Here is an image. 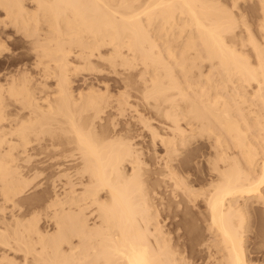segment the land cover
<instances>
[{"label": "bare ground", "instance_id": "obj_1", "mask_svg": "<svg viewBox=\"0 0 264 264\" xmlns=\"http://www.w3.org/2000/svg\"><path fill=\"white\" fill-rule=\"evenodd\" d=\"M25 1L0 0L4 15L0 20V58L9 55L8 43L19 44L15 39L13 42V38L7 41L13 37L11 33L18 35V42L22 39L20 43L26 46V52L24 46H20L23 48L20 56L10 54L7 57L0 72L1 196L14 204V197L24 192L28 181H21L20 171L13 166L20 160L32 158V155H25L31 143L44 142L46 146L77 153V156L63 155V158L77 160L71 175L77 181H71L67 171L60 170V176L66 179L62 192L53 194L52 190L53 195H48L40 209L43 219H39L46 225L42 226H53V232L42 228L43 233L35 219L29 216L31 220L28 224L25 222L26 228V224H22L23 229H17L18 234L16 229L13 231V225V233H8L1 224L4 231L0 229V245L16 249V253L19 250L33 255L31 263L25 258L21 264H196L190 256L193 248L181 243L180 239H187L195 229L186 217V209L200 204L203 210L197 212L195 221L200 218L204 223L207 237L203 234V241L195 247L197 256L193 258L204 254L200 257L201 264H255L251 254L261 252L264 255V232L256 231L253 219L250 220L257 208L264 209V116L256 113L248 118L245 114L250 103L248 97H256L252 100L253 106L257 98L264 104V0H254L256 6L248 1L255 8L250 13L259 11L255 29L262 38L260 44L255 41L258 38L253 37L255 33L252 34V27L247 24L249 20L246 23L243 14L250 5L243 8L242 15L241 9H237L239 5L236 7L240 16L237 19L239 16L234 15V10L232 14L215 0H27L33 5L31 9L26 7ZM242 3L245 5L246 1ZM185 26L195 34L190 31L185 34ZM234 29L239 30L238 33ZM176 33H184L186 37L183 48H179L181 52L177 51L179 56L170 42L167 43ZM226 35H230V41ZM158 40L165 45L164 50L159 48ZM202 53L208 62H217L218 74L223 75L222 78L225 76L224 83L233 85V92L221 86L222 90L230 89L233 93L232 101L237 100V110L231 107L223 91L220 92L218 83V89L214 86L218 95L215 90L212 95L213 89L208 92V84L212 86L215 77L207 84V78L204 80L207 91L204 86L201 90L203 80L201 86L196 84L202 93L195 95V100L184 93L183 82L188 83L180 84V79L194 76L191 72L195 68L192 67H200L194 60L202 58ZM205 59L201 62H206ZM25 61L31 63L28 65ZM175 67L183 74L180 79L176 77L179 71H175ZM80 71L96 72L99 77L91 76L92 81L93 77L102 80L103 88L85 82L88 90L74 95L72 78ZM105 74L119 76L118 82L117 79L114 82L117 86L124 85L120 84L123 92L121 89L117 95H112ZM109 79L111 81L110 76ZM178 96L189 102L184 109L181 106L180 111L177 110ZM130 97L139 102L143 99L145 106L151 107L150 111L152 107L160 110L163 107L161 114L167 119V124L163 122L166 128L163 130L167 133L154 128L161 133H154L153 137L158 138L162 148L156 139L155 144L164 154L163 157L160 154L162 162L155 165L156 162L157 167L153 165L156 169L150 172L153 176L151 186H148L150 181L146 183L150 180L145 178L148 176L144 177L149 172L139 158L140 150L137 154L134 144L119 135L122 131L116 134L118 132L110 129L109 132L117 135L114 136L107 129L114 125L109 122L114 111H119V116L122 112L123 116L131 107ZM135 100L131 102L135 104ZM244 104L247 105L245 114L241 111ZM108 110L113 111H109L111 117H106ZM181 112H186L198 125L193 124L190 134L179 124ZM135 113L137 117L140 114ZM102 116L111 119L106 120L107 126L102 123L106 129L96 135V127L104 120ZM197 146L207 151L193 157L199 159L196 165L202 168L203 176L199 177L202 180L189 178L184 172L189 162L186 155ZM76 186L80 190H76ZM54 188L56 186L52 185ZM34 216L39 217L38 214ZM250 230L256 231L253 232L255 240L260 241V245L252 249L247 246V236L244 237ZM33 234L39 241V253V247L33 246L34 241L26 238ZM34 237L30 238L34 240ZM6 254L0 255V264H17Z\"/></svg>", "mask_w": 264, "mask_h": 264}, {"label": "rangeland", "instance_id": "obj_2", "mask_svg": "<svg viewBox=\"0 0 264 264\" xmlns=\"http://www.w3.org/2000/svg\"><path fill=\"white\" fill-rule=\"evenodd\" d=\"M23 2L25 1V0H22ZM216 2V4L217 5H219V6H221V7H224V8H228V11L229 12H233V10H234V15L235 16H239L236 12H237V10H236V7H237V9L238 10H240V13H241V15H242V13H243V8L245 7V8H248L247 6L248 5H250L251 6V1L253 2V5H254V3L256 2L257 3V1H255L254 2V0H251L250 1V3H248V1L249 0H215ZM245 1H246V3H245ZM27 2V3H26ZM136 2H138V1H136ZM135 2V5L136 6H138L139 4H140V2H142V1H140V2H138L139 4L137 5V3ZM223 4H222V3ZM242 2H244L245 3V5H243V3ZM25 3H26V7L28 8V9H31V6H33L32 4H30L27 0L25 1ZM24 3V4H25ZM234 3H238L236 6H235V4ZM248 3V4H247ZM256 3H255V5L254 6H256ZM143 4V3H142ZM28 5V6H27ZM31 5V6H30ZM142 6V5H141ZM144 6V5H143ZM235 6V7H234ZM30 7V8H29ZM139 7V6H138ZM232 7V8H231ZM241 7V8H240ZM142 9L144 8V7H141ZM230 8V9H229ZM252 8V9H251ZM257 8H258V4H257ZM255 9V8H254ZM253 7L251 6V7H249V10H247V9H244V13L243 14H245L244 16H245V21H246V23L248 22V20H249V22L247 23L248 25H250L251 27H252V34L253 33H255V34H253V37L255 38V37H257L259 40H261L262 38H259V37H261L257 32H256V29H255V25H256V19H257V16H258V14H259V11H256V12H258L257 14H255L256 12L254 11L253 13H250V12H252L253 10ZM249 11V14H248V12H247V15H246V11ZM257 10H259V9H257ZM2 11L0 10V20L1 19H4L3 17H4V15H3V12L1 13ZM232 13V14H233ZM237 14V15H236ZM3 15V16H2ZM254 15H256V16H254ZM234 16V17H235ZM143 17V20L146 18L145 17V15H143L142 16ZM145 17V18H144ZM237 19L239 18L240 19V16L239 17H236ZM236 18H234V19H236ZM236 19V20H237ZM258 19H260V17H258ZM239 20H237V22H238ZM260 20H258L257 22H259ZM156 22H158V21H156ZM251 22V23H250ZM254 22V23H253ZM156 26V25H155ZM158 26V25H157ZM184 30L185 29H187V30H185L186 31V33L185 34H187V32L188 31H190L191 33H194V30H191V29H189V27H184L183 28ZM189 29V30H188ZM237 29V28H236ZM255 30V31H254ZM193 31V32H192ZM234 31H236V33H238L237 31H239V30H235L234 29ZM11 32V31H10ZM13 32V31H12ZM190 32H188V33H190ZM235 33V32H234ZM233 33V34H234ZM257 33V34H256ZM195 34V33H194ZM232 34V35H233ZM10 35V34H9ZM11 35H13V37H11V38H9V39H7V41L9 42V40H11L12 38V41L14 42V39L15 40H17L16 42L17 43H19L18 45H13L12 43H8V42H6V44H7V46H8V48H9V55L10 54H15V55H18V56H20L21 54H23V48L25 49L26 48V46H24V44H22L23 42H22V39H20L19 40V42H18V35H15L14 36V34L13 33H11ZM183 35H184V33L183 34H179V33H176L175 34V36L174 37H172V38H170V39H168V41H167V43H169L170 42V44L175 48V50H176V52L177 51H179V52H181V48H183V46H184V40H185V35H184V37H183ZM254 35H256V36H254ZM226 36H228V35H226ZM16 37V38H15ZM20 38V37H19ZM229 38H230V35L227 37V40H229ZM257 38H255V39H257ZM180 39V40H179ZM183 40V42H182V40ZM257 39V40H258ZM257 40H255L256 42H259V44L260 43H262V40L261 41H257ZM12 41H10V42H12ZM159 41V42H158ZM157 41V43H158V45H159V48L161 49V50H164V44L162 43V42H160V40H158ZM230 41V40H229ZM228 41V43H230ZM20 42H22V43H20ZM177 42H178V44H177ZM162 43V44H161ZM181 43V44H180ZM180 44V45H179ZM22 45V47H20ZM175 45H179V46H175ZM233 45V44H232ZM235 45V44H234ZM15 46V47H14ZM19 46V47H18ZM181 46V47H180ZM22 48V49H21ZM180 48V49H179ZM198 48H200V46L198 47ZM25 52H26V49L24 50ZM244 51H246V50H244ZM179 52H177L178 53V56L180 55V53ZM203 54V53H202ZM8 54H5V55H3V57H1L0 58V72H2V66L4 65V61L6 60V58L9 56ZM203 58V59H202ZM202 58H200V59H196V60H194V61H196V63L195 64H198V66H200V67H196L197 65H193L194 67H192L194 70H192L193 72H191V73H193L194 74V76L193 77H191V76H188L187 77V79L183 76V74L179 71V69L177 68V67H175V71L177 70V71H179V72H177L176 73V77H178V79H180L182 76L185 78V79H183V77L180 79V84L183 82V81H187V85H185L186 84V82H183V86H184V93L188 96V98L189 99H191V100H195V95L196 96H198L199 94H201L202 93V89H203V86H204V89L206 90H208V87H209V90H208V92L209 93H211V91H212V89H213V91H212V95L214 96L215 94H217L218 95V91H217V89H218V86H217V84L216 83H218V85H222L223 87L225 86L226 88H231L232 89V92H233V85L231 84V83H228L227 81H226V83H224L225 81H224V78H225V76H224V78H222L223 77V75H219L218 74V71H219V69L217 68L218 67V64L216 65V61L214 60V62H215V64L213 63V61H207V58L205 59L204 58V54L202 55ZM253 58V57H252ZM251 58V59H252ZM206 60V62L205 61H203V62H201L202 60ZM168 60V62H170V60L168 59V58H166V61ZM29 61V60H28ZM28 61H25V63H27ZM30 61H32V60H30ZM31 63V62H30ZM29 63V64H30ZM28 64V63H27ZM28 64V65H29ZM211 64H214V65H216V69H217V71H216V69H215V71L213 72V66L211 65ZM27 67V66H26ZM212 67V68H211ZM200 68V69H199ZM12 69H15L14 67H12ZM209 69V70H208ZM211 69V70H210ZM199 70V71H198ZM198 71V72H197ZM208 71H210L209 73H208ZM212 71V72H211ZM217 72V73H216ZM82 73V74H81ZM89 73H90V75H89ZM179 73H181V74H179ZM200 73H202V74H200ZM210 73H212L213 75H209ZM79 74H81V75H79ZM79 74L78 75H76L77 77H73L72 79H73V81H75V82H73V86H72V88H73V90H74V95H75V93L77 92H83V93H85L88 89H86V88H88L89 86H88V84L90 85L91 83L90 82H92V83H95L96 84V86L98 85V86H100L99 87V89H101V88H103V87H101L102 86V84H100L101 83V81L99 80H97V79H95V78H98L99 77V75H98V77H97V74H96V72H87V71H80L79 72ZM85 74H87V75H85ZM92 74H94V75H92ZM99 74V73H98ZM178 74H179V76H178ZM200 74V75H199ZM210 76V79H209V77L207 76ZM216 74V75H215ZM95 75H96V77H95ZM109 76H110V78H111V81H109L110 79H109V76H107V74H105V76H107L106 78V82H107V84L108 85H110L109 86V88H110V90L109 91H111L113 94L112 95H117L118 94V92H121V89H122V92H123V90H124V87H122L121 88V86H124V85H122L121 83H119V85L117 86V84L114 82V81H116V79H117V82H118V80H119V76H117V75H110V74H108ZM181 75V76H180ZM198 75V76H197ZM201 75L203 76L204 75V77H202V79H201ZM205 75H206V77H205ZM79 76V77H78ZM91 76H94L93 77V81H92V77ZM101 76V75H100ZM114 76V78H112ZM116 76V77H115ZM199 76H200V78H199ZM221 76V77H220ZM86 77V78H85ZM191 77V78H190ZM212 77H215L214 78V80L213 79H211ZM197 78V79H196ZM207 78V79H206ZM217 78V79H216ZM220 78H222L223 79V81H221V83L219 82L220 81ZM75 79V80H74ZM90 79H91V81H90ZM109 79V80H108ZM191 79V80H190ZM208 81H206V80ZM84 80V81H83ZM109 81V83H108V81ZM193 81L192 83L194 84L196 81H198V82H196L195 83V85L196 84H198V85H200V83H202L201 82V80H203V83L201 84L202 85V88L199 86V88H201V92L199 91V88H198V85H196V87L197 88H195V89H193L194 87H195V85H193V88H192V83H191V85H190V81ZM199 80H200V82H199ZM204 80H205V83L207 84V83H209V81H211V80H213L211 83H212V86H210L209 84H208V87L206 88V86H205V83H204ZM216 80V81H215ZM189 81V82H188ZM195 81V82H194ZM218 81V82H217ZM88 83V84H86V83ZM97 82H99V84L97 83ZM214 82V83H213ZM76 83V84H75ZM113 83L114 84H116V86L115 85H113ZM111 84H112V86H111ZM120 84H121V86H120ZM230 84H231V86H230ZM86 85V86H85ZM93 85V84H92ZM191 86V88L195 91V90H197V91H195V93H194V91L192 92V94H191V92H190V90H192V89H189L190 88V86ZM88 86V87H87ZM97 86V87H98ZM183 86H181L182 88H183ZM185 86H189L188 88L187 87H185ZM214 86H216V88L217 89H215V87ZM222 86H221V93H222V91H223V95L226 97V99L228 100V102H229V104L231 105V107L233 106V109L234 110H237L236 108H238V107H236L238 104H236L237 103V100L236 99H234V100H236L235 102L234 101H232V97H233V93L232 92H230V89H227V91H226V88L225 89H223L222 90ZM253 86V85H252ZM86 87V88H85ZM212 87V88H211ZM254 87V86H253ZM71 88V89H72ZM120 88V89H119ZM187 88V89H186ZM86 89V91H84ZM118 89H119V91H118ZM130 88H128V90H127V88H126V90L128 91V92H130L131 91V89L129 90ZM73 90H72V92H73ZM206 90V91H207ZM214 90H215V92H214ZM102 91H103V89H102ZM189 91V92H188ZM229 91V92H228ZM132 92V91H131ZM188 92V93H187ZM200 92V93H199ZM215 94H214V93ZM217 92V93H216ZM225 92V93H224ZM227 92L228 93H232L231 95L230 94H227ZM248 92L249 93H251L252 92V90L250 89V88H248ZM115 93V94H114ZM194 93V94H193ZM198 93V94H197ZM133 94V92L131 93V95ZM193 95V96H192ZM230 95V96H229ZM139 97L141 96V94L140 95H138ZM248 96H250L249 94H247V97ZM179 97V96H178ZM177 97V98H178ZM229 97H231V98H229ZM141 98V97H140ZM252 98V99H251ZM254 98H256L254 95L253 96H250V99H249V97H248V105H249V107H247L246 108V104H244V105H242L243 107H241L243 110H241L244 114H245V116H247L248 118H249V116H253V115H255L256 113H263V116H264V111H262L261 110V108L264 110V104L260 101V100H258V98L256 99V101H257V104L260 106V109L258 108L259 106L256 104V101H255V106H253L254 105V102H252V100L254 101ZM175 99H176V97H175ZM174 99V100H175ZM179 99L181 100L180 102L181 103H179ZM135 99L134 98H132V97H130L129 99H128V104H129V102L130 103H132V104H130V106L131 107H129V108H127L126 109V111L125 112H123V116L121 115L122 114V112H121V114H120V116H119V111H111V110H108L106 113L108 114L106 117H108V116H110L111 117V115H110V113H109V111L110 112H113V114H114V116H113V114H112V119H114V121H112V119L111 118H106V117H104L103 118V116H105L106 114H104L103 116H102V119H104V120H101L102 122H100V124H98V126L96 127V135H97V133L99 134V133H103V130L104 129H106V126L107 125H109V122H110V124H112L111 122H114L113 124L114 125H116L117 127H115V128H113L114 127V125H113V127H111V125H110V127L108 126L107 127V129H108V132H109V130L111 129V130H115V132H118V133H116V134H119L121 131V133L119 134V135H122L123 137L122 138H124V139H127L131 144H134V145H132L133 146V148L135 147V149L137 150V154H139V151L138 150H140V156H139V158H141V161H142V163L144 162V163H146V164H144L143 163V165H145V166H143V167H145V169H148V172L149 173H147L146 175H144V177L145 176H148V177H145V178H147V179H150V180H147V184H148V182H149V184L150 185H148V186H151L152 185V181H153V176L151 175V171H153L154 169H156L155 167H157V166H155V165H158V163H161L162 161L160 160L161 159V157H163L162 155L164 154V152H163V150L161 149L162 147L160 146V143H159V141H158V138H154L153 137V134L154 133H159V132H157V130H155V129H158V131H160V132H163L164 134L165 133H167V131L165 132L164 130H166V128H165V126H163V124L165 125V123L167 124V119H165V117L163 118V116H162V110H163V107L161 108V110L160 109H154L153 107H152V109L154 110H151L150 111V109L149 108H151V107H148V106H145V103H143L144 101H143V99H141L140 100V102L139 101H137V100H135V101H137V102H139V104H137V102L135 103V104H137V106L135 105V104H133V102H131V101H134ZM177 100V99H176ZM230 100H231V102H230ZM142 101V102H141ZM178 102V105H179V107H178V111H180L181 109H180V107L182 106L183 107V109H184V107H186L187 106V104H189V102H188V100L186 99V100H182L181 99V97H179L178 98V100H177ZM151 102V101H150ZM184 102V103H183ZM261 104H259V103ZM142 103V104H141ZM247 103V102H246ZM253 103V104H252ZM181 104V105H180ZM234 104V105H233ZM235 104H236V106H235ZM135 105V106H134ZM139 105V106H138ZM140 105H142V106H140ZM184 105V106H183ZM145 106V107H144ZM234 106H235V108H234ZM253 108H252V107ZM257 106V107H256ZM134 107H135V109H134ZM148 107V108H147ZM147 108V109H146ZM245 108H246V110H245ZM255 108V109H254ZM131 109V110H130ZM132 109H134V110H132ZM180 109V110H179ZM249 110H250V112H249ZM253 110H255V111H253ZM258 110V111H257ZM130 111H133V112H131L130 113ZM139 111V112H138ZM257 111V112H256ZM116 112V113H115ZM134 112H136L135 114H137L138 115V117L136 116V115H134ZM252 112V113H251ZM182 113V116H184V117H182V116H178V119L181 121H179V124H180V126L182 125V128H185V129H187L188 131H186L185 129H183L184 131H185V133L187 134V133H189L190 131H191V129L193 128V126L194 125H196L195 127H197L198 125H197V123L195 122V121H193V120H191V117L189 116V115H186V112H181ZM117 115V116H116ZM143 115V116H142ZM179 115H180V113H179ZM130 116V117H129ZM133 116H135L136 118H133ZM143 118H142V117ZM114 117V118H113ZM118 117V118H117ZM190 117V118H189ZM106 118V119H105ZM133 118V119H132ZM147 119V121L145 120V119ZM182 120H181V119ZM183 118H185V119H183ZM142 119H144V120H142ZM188 119V120H187ZM106 120H108L109 122H107ZM124 120V121H123ZM131 120V121H130ZM166 120V121H165ZM184 120V121H183ZM103 121H105V122H103ZM127 121V122H126ZM129 121V122H128ZM135 121V122H134ZM162 121V122H161ZM123 122V123H122ZM144 124H143V123ZM148 124H147V123ZM161 122V123H160ZM163 122H165V123H163ZM183 122H185L186 123V125H185V123H183ZM195 122V123H194ZM102 123H104V124H106V126L105 125H103ZM135 123H137V124H135ZM130 126H129V125ZM149 124H150V126H149ZM160 126H159V125ZM194 124V125H193ZM146 125H148V126H146ZM163 126V128H162V126ZM104 126V128H102V127ZM129 126V127H128ZM147 128H146V127ZM184 126V127H183ZM187 127V128H186ZM189 127V128H188ZM98 128V129H97ZM155 128V129H154ZM165 128V129H164ZM253 128H254V126H253ZM100 129V130H99ZM118 129V130H117ZM123 129V130H122ZM150 129H151V131H150ZM153 129V130H152ZM164 129V130H163ZM117 130V131H116ZM126 130V131H125ZM253 130H257L256 129V127L253 129ZM99 131V132H98ZM107 131V130H106ZM106 131H104V133L106 132ZM150 131V132H149ZM254 131V132H255ZM106 132L108 135H109V133L110 134H112V135H114L115 133L114 132ZM129 132V133H128ZM152 132V133H151ZM123 133V134H122ZM127 134V135H126ZM139 134V135H138ZM164 134H162V135H164ZM190 134V133H189ZM126 137H125V136ZM128 135H129V137H128ZM159 135H161V133H159ZM114 136H117V135H114ZM152 138H151V137ZM128 137V138H127ZM132 138V140H130L131 138ZM130 138V139H129ZM151 138V139H150ZM158 141H156V140ZM134 140V141H133ZM151 140H154V141H151ZM135 142V143H134ZM159 143V147H161V148H159L158 147V144H155V143ZM199 142H200V140H199ZM154 143V144H153ZM156 145V146H155ZM137 147V148H136ZM201 147V148H200ZM142 148V149H141ZM198 148V149H197ZM197 148H195V149H193L192 150V153H191V151H189L188 152V156L186 155V160L187 161H189L188 162V164H187V169L185 168V171L184 172H186V175H188L189 176V178H191L192 177V179H198L199 177L201 178L202 176H203V174H202V168H201V170H200V167H198L197 165H196V163H197V161L199 160V159H193V157L194 156H196V155H198V154H203V152H205V151H203V149L204 148H202V146H197ZM135 150V151H136ZM143 150H144V152H143ZM159 150V151H158ZM162 150V151H161ZM202 150V151H201ZM142 151V152H141ZM197 152H199V153H197ZM71 153L72 152H70V151H63V149H61V148H58V147H54V146H46L45 144H44V142H42L41 144H37V143H31L29 146H28V150H27V153L25 154V155H32V158L29 160V161H24V160H20V161H18V162H16L14 165H15V167L13 166V168L15 169L16 167L18 168H16L15 170H19L20 171V173L17 171V174H18V176L20 175H22V177H25V178H27V179H23L22 180V177H20L21 178V181H23L24 183L25 182H27L26 183V185H24V192L22 193V195L21 196H15L14 197V204H11V203H9V202H6L5 200H3V196H1V194H2V192L0 191V225H1V227L3 226V229L6 231V232H8V230H9V232L8 233H10L11 231H12V229H13V231L16 229V234H18L19 232H18V230L19 231H21L22 229H23V227L22 226H24L29 220H31V219H35V221L37 222L36 224H37V226L39 227V229H40V231H42V228H46V229H44V230H48L49 232L51 231V232H53L52 230H53V226L52 227H43L44 225H45V223H44V221L43 220H40V219H43L42 218V216H40V215H42V213H40V211H42V210H40V209H42V207H43V204H44V201H45V199L47 198V197H49L48 195H50L51 194V192H52V190H53V194H58V191H59V193H61L62 192V183H65L66 182V179L65 178H63L62 176H60V170H66L67 171V173H68V175L70 176V178L69 179H71V181L73 180V179H75L74 180V182H76L77 180H76V178L75 177H71V175H73V172H74V170H75V163H77V160L76 159H74V158H72V157H67V158H63V155H65V154H67V155H71ZM144 153V154H143ZM162 153V154H161ZM195 153V154H194ZM205 153H207V151L205 152ZM72 154H74V155H76L77 153H72ZM143 154V155H142ZM146 154V155H145ZM160 154H161V157H160ZM33 155H35V157L33 156ZM158 155H159V158H158ZM77 156V155H76ZM184 157L185 156H182V160H184ZM187 157H190V158H187ZM72 158V159H71ZM159 161H158V160ZM73 160V162H71ZM74 160H75V162H74ZM156 160V161H155ZM186 160H184V161H186ZM192 161H193V163H192ZM157 162V163H156ZM156 163V164H155ZM64 165V166H59V165ZM155 164V165H154ZM68 165V166H67ZM71 165V166H70ZM153 165L155 166V167H153ZM191 167H189V166ZM193 165H195V166H193ZM73 166V167H72ZM152 167V169H151V167ZM196 166L198 167V170H197V168H196ZM67 168V169H64V168ZM72 169H71V168ZM149 167H150V169H149ZM188 167H189V170H188ZM193 167V168H192ZM74 168V169H73ZM192 169V170H191ZM196 169V170H195ZM188 170V171H187ZM194 170V171H193ZM70 171V172H69ZM72 171V172H71ZM191 173V174H190ZM202 174V175H201ZM191 175V176H190ZM60 176V177H59ZM151 177V178H150ZM62 178V179H61ZM199 178V179H200ZM198 179V180H199ZM25 180V181H24ZM58 182H57V181ZM65 180V182H63ZM200 180H202V179H200ZM52 181V182H51ZM54 181H55V184H54ZM61 181V182H60ZM49 182V183H48ZM50 184H51V186H50ZM52 185H53V187H55L56 186V189L54 188V189H52ZM59 185V186H58ZM0 186H1V184H0ZM27 186V187H26ZM51 187V188H50ZM67 187V189H68V187L69 186H66ZM76 188V190H80V187H78V186H76L75 187ZM0 189H1V187H0ZM61 191H60V190ZM47 190L49 191V192H47ZM263 191H264V188L262 189ZM55 192V193H54ZM49 193V194H48ZM53 194H51L50 196H52ZM44 196V197H43ZM4 201V202H3ZM13 205H15V206H13ZM190 205V204H189ZM193 205H190L189 206V208L188 209H186V211H185V213L187 214H185L186 215V217H188L187 219L188 220H190L191 222H189L190 224H192L194 227H195V229H194V231L193 232H191V234L189 235V237H187V239H186V237H183V238H181L180 239V242L181 243H184V244H186L188 247H192L193 248V250H194V252H192V249H190L191 251H190V253H191V255L190 256H192V259H194V260H192V261H194V263H196V264H201V261H202V259L200 258L201 257V255H199L198 254V256H200L199 258L198 257H194L193 258V256H197V254H195V252H197L195 249H197V248H195V247H198L197 245H199V243H200V241H203V236L205 235H207V232L206 231H204L205 230V225H204V223H202V221L200 220V218H198L197 219V221H195L196 220V216H198V213L197 212H200V210L202 211L203 210V208H202V205H200V204H198L196 207L195 206H193V208H191ZM198 206H200V207H198ZM194 207H195V209H194ZM199 208V209H196V208ZM191 208V209H190ZM259 209H260V207H259ZM195 210V211H194ZM258 208L255 210V212L257 213V215H256V213H254L255 215H253L254 217H252V214H251V221H252V219H253V222H254V225H255V228H256V231H259L260 230V232H264V230H261V229H263L264 227V209L263 208H261L260 210H258ZM36 214H35V213ZM32 214H34V215H39V217L38 216H34V215H32ZM193 214V215H192ZM31 217V219H30V217ZM36 217V218H35ZM19 218V219H18ZM38 218V219H37ZM40 218V219H39ZM3 219V220H2ZM17 219V220H16ZM21 219H23V220H21ZM26 219H27V221H26ZM257 219V220H256ZM19 220V222H16V221H18ZM38 220H39V224H38ZM260 220V221H259ZM1 221L3 222V223H1ZM21 221V222H20ZM22 221H24V222H22ZM26 222V223H25ZM7 223H8V227H6V225H7ZM16 223V224H15ZM44 223V224H43ZM11 224V226H9ZM18 224V225H17ZM22 224H24V225H22ZM28 224V223H27ZM27 224L24 226L25 228H26V226H27ZM12 225L14 226L13 228H12ZM43 225V226H42ZM198 225V226H197ZM5 226V227H4ZM46 226V225H45ZM197 226V227H196ZM203 226H204V228H203ZM261 226V227H260ZM0 227V229H1V232H3L4 230L2 229ZM259 227V228H258ZM168 228V226L166 227V229ZM203 228V229H202ZM18 229V230H17ZM21 229V230H20ZM38 229V230H39ZM259 229V230H258ZM13 231L11 232V233H13ZM196 231H197V233H196ZM204 231V232H203ZM255 230H250V232L248 231V232H246L244 235V237L246 238V236H247V246L249 247V248H254V247H258L259 245H260V241L258 240V239H256L255 240V232H256ZM43 233H44V231H42ZM254 232V233H253ZM253 233V234H252ZM196 234V235H195ZM204 234V235H203ZM29 235H31V234H29ZM28 235V237H26L27 238V240H29V242H30V239H31V241H34V243H33V246H37V247H39L38 249L37 248H35V250L39 253V250H40V245H39V241H37L38 239H36L37 237H36V235L35 234H33L32 236L34 237V240L32 239V238H30V237H32V236H29ZM16 236H18V235H16ZM252 236V237H251ZM207 237V236H206ZM205 237V238H206ZM184 239V240H183ZM202 239V240H201ZM249 239H251V240H249ZM35 241H36V244H35ZM251 241V242H250ZM253 241V242H252ZM199 242V243H198ZM250 242V243H249ZM31 244H32V242H31ZM38 244V245H37ZM256 244V245H255ZM196 245V246H195ZM0 253H1V250H3L2 251V253L0 254V255H2L3 253H5L6 254V252L8 251V253L6 254V255H8L9 256V259L11 260H15V262H17V264H21V263H23V259H25V258H28L29 259V261H27L28 263L31 261L32 262V260H33V255H29L28 253H26L25 251H17V253L15 252L16 251V249H14V250H12V249H8V248H6V247H4V246H2V245H0ZM7 249V250H6ZM23 252V253H22ZM38 253H35V251H34V254H38ZM189 253V252H188ZM29 255V256H27V255ZM258 254H261V252H257V253H254V254H251V257H252V259H253V261H254V263L255 264H264V255L263 254H261V255H258ZM25 255V256H24ZM204 255V254H203ZM202 255V256H203ZM263 255V256H262ZM27 256V257H26ZM257 256V257H256ZM12 257V258H11ZM32 258V260H30ZM255 258V259H254ZM260 258V259H259ZM200 259V260H199ZM14 260H13V262H14ZM27 260V259H26ZM196 261V262H195ZM30 262V263H31ZM253 264V263H252Z\"/></svg>", "mask_w": 264, "mask_h": 264}]
</instances>
